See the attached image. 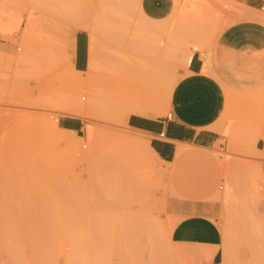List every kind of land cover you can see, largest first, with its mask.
Segmentation results:
<instances>
[{
    "label": "rangeland",
    "instance_id": "1",
    "mask_svg": "<svg viewBox=\"0 0 264 264\" xmlns=\"http://www.w3.org/2000/svg\"><path fill=\"white\" fill-rule=\"evenodd\" d=\"M115 1L112 0V3ZM183 1H187L189 9L191 8L190 5L192 4H189V0H176L172 15L170 16L172 20L169 18V20L167 19L168 21L165 20V24L162 25L164 29L162 30L159 29L160 27L163 28L162 26L159 28L157 27L159 32L158 35L161 32L163 33V36L162 33L161 36H158L160 39V41L158 40V45L161 47L160 55H163V53L166 55L165 48L167 44H169L170 39L173 40L174 38V36L170 38L169 35L173 32L175 34L178 33L179 24H184L181 21L178 8L184 3ZM190 1V3H195L196 1L204 3V6L208 9L207 12L210 11L209 15L211 16L207 15L209 16L207 20L204 18L205 21L202 22L204 23L203 26L201 22H197L196 18L201 12L195 14L192 11V13H194L192 16L190 14L191 10L187 11V14L189 12L191 15H188L189 18H187V22L193 23V25L199 26L200 30L205 29V31L201 39L196 36L197 39L194 36L187 35L186 41L188 42L183 41V46L180 44L181 47L177 48L178 50L175 53L176 56L170 57L174 67V77L177 78V80L186 69V65L193 55L192 50L194 48H202V43L212 38L217 30L229 21V14L235 12L239 4L238 0ZM82 3L86 4H82L86 6V8L81 5L79 0H0V18L1 21L5 22L4 31L0 32V264H19L18 260L20 258L23 260L22 253L27 251L28 247H26L27 244L26 246L25 244H23V246L20 244L18 239L20 236H18V238L16 237L17 234L24 235L23 231L25 230V232H27V230L31 232L30 230L33 231V229L36 231L41 229L40 231H43V233L44 230H51V232L54 233L57 229L56 234L63 239H61L63 242H60L59 245L61 250L55 249V251H57L56 253H59V264H67L70 261L68 259L71 258L68 255L73 248L77 247H75V245H78V243V246L81 245L79 247L81 252L77 251L79 249L76 248V250H73V253L75 252L76 254V251L79 252V258L84 260L82 264H100L96 255L95 257L97 258L95 260L97 261L94 260V262L91 258L92 256H90L95 253L90 251L93 247H90V249L86 247L87 245L89 246V242L91 241L90 238L93 236L90 233L91 231H89L91 230L89 226L92 224L91 221L93 216L98 213L99 215L102 214V216L105 215L104 217L107 219L101 224L107 227L103 228L107 232L106 242L108 244H106L108 250L106 251L108 253H105L106 255L108 254L107 256L109 257H106V262L109 259V263L107 264H139L142 260L147 264L146 262L151 258L153 250L155 251L153 255H155L157 251L158 254L160 253L162 255H158L160 256L159 259L161 262H163V259L168 258V260H172L173 263L169 261V263L172 264H174V262L175 264L177 262V264H198L199 259L196 257L194 250L183 249L173 243L170 238L171 233H169V231L171 232L172 229L169 227L180 218V215H176L173 212V202L186 199L216 202L218 205L216 220L217 223L221 225L222 229L225 227V210L230 209L231 212H237V214L242 213V211L243 213L246 210L248 211L249 209H247V205L244 202L246 194L248 195V185L257 182L256 184L259 187H263L261 190L264 194V173L260 169L263 165L260 161L255 159V153L258 152L256 147L258 132L254 128H241L238 132H234V129L228 128L224 133V137L212 148L198 147L191 144L190 148L193 155L182 160L178 167L171 166L166 161H158L161 165L165 164L168 169H162L164 172L162 170V172H159L162 166H160V169H158V166L156 170L149 165L147 160H144L145 154L148 153L147 149L137 148L123 140L122 142L117 136V134L125 132L138 133L145 136L140 131L126 125V116L124 114L118 116L119 113L117 112H119L121 108L119 107L118 109V106H115L117 104L116 101H118V96L111 97V100L109 99L110 97L108 98L105 96L109 100L107 102L113 103L104 105L109 108L108 112L104 111V113H100L97 111V113L95 110L92 114L83 116L86 118L85 125L80 131H68L61 128L59 119L64 115L61 109L69 105L70 102L72 103L75 101V99H82V95L90 97V94L87 89L88 86L85 83L86 74L83 72H75L71 64V33L59 26L57 27V31H55L54 26L53 30H51L49 25L50 18L49 16L45 17V13L49 14V12H54L56 10L58 12V20L63 19V15L65 14L72 15L73 18L80 17L78 13L75 14V11H78L80 14L82 13V18L80 17V19L84 17L85 20L89 12H94L96 14V11H98V13L100 11L101 18L107 17L110 21L112 18L117 20L118 17L123 16V12L120 11L123 9L120 8L119 10V6L117 7L118 3L114 5V3H109V0H89V2L88 0H82ZM199 3L196 4L199 5ZM79 6L80 8H78ZM115 6L116 9L119 10L118 12L116 9L112 10ZM137 7L133 12H136ZM75 8H77V10ZM204 8H202V11L206 12ZM203 12L202 16L206 15H203ZM108 13H110V15H108ZM40 14H42L43 26H40ZM74 14L78 16L75 17ZM112 15L114 16L112 17ZM194 15L196 17H194ZM134 17L135 16H132V18ZM192 17L193 19L196 18L195 22ZM132 18H130V16L127 17L128 20ZM175 18H179L180 20L177 19V21ZM135 20H138V16ZM198 20H200V17ZM212 20L214 22H212ZM200 21H202V19ZM45 22H47V27H45ZM162 40H164L166 44H164ZM198 41L200 42L198 43ZM184 54L188 56V58L186 57L187 59L183 56ZM179 58L182 59L180 60ZM177 80L175 79V82ZM107 102L106 100L104 101V103ZM109 106L113 108L111 109ZM240 114L241 120L246 119L245 112ZM262 118L260 114L259 119L261 120ZM56 123L58 125H56ZM88 124H92L94 128H96V138H93V140H90L89 136L86 134L85 127H87ZM233 133H237V135L234 136ZM62 136L66 137L65 140H62ZM235 140H238L240 144L238 148L235 146ZM95 141L96 144L94 143ZM97 143L99 144L97 145ZM171 160L176 161L174 158ZM166 171L168 172L166 173ZM70 193L73 195L72 197ZM75 195L77 197H74ZM5 197H7V199ZM38 197L40 199L39 201L37 200ZM81 197L82 199H79ZM94 197L96 200L99 198L102 200L103 198V203L97 200V203L95 202L97 206H93L94 201H96ZM91 198L94 201L91 200ZM25 200L27 202H25ZM66 200H69V202ZM72 200L78 203L77 206L78 210L81 209L80 211L77 210V206ZM20 201L23 204H21ZM29 201H31V203ZM41 201L45 203H41ZM90 201L93 202L91 203ZM99 201V204L103 205H98ZM19 205L23 207L20 208ZM67 205L69 208L66 207ZM5 206H7V210H3ZM70 207L76 210L74 211V209H70ZM32 208L33 210H31V212L29 209ZM66 208H68V211H71L67 212ZM8 209H10L9 212ZM47 209L49 211H54L49 212ZM82 209H84L85 212L84 210L82 212ZM27 210L28 215L26 214ZM185 210H189V208ZM55 211L59 214L55 213ZM252 211L264 217V197L260 206L258 208L252 207ZM5 212L8 214L10 213V217H8V214L6 215ZM72 212H75L74 214L85 213L87 215L88 213L90 216L93 215L91 221L88 219V215L86 217L82 216L85 221L82 220L81 224L83 225L85 222L87 223V221L88 224H90H86V226L80 225L82 228L88 227L86 231L84 228V235L80 233V236L84 239L80 236H76L79 235L78 233L80 231L74 229L77 228L75 220L73 219L71 222L66 218L73 215ZM29 213L31 214L30 220ZM62 213H66L67 215H62ZM50 215L52 217L54 215V218L58 217V219L55 218L58 222L57 224L52 223L53 218L50 217ZM59 215H61V217ZM136 215L140 217L145 215L146 219L143 223L145 225L139 223V229L142 228L143 230L148 228V230H143V232L139 233L140 235H131V233H128V230L134 225L133 221ZM11 217H13V219ZM59 217L61 221L62 218L65 217L63 220H66L65 222L68 223L67 226H70H68V228L67 226L65 227V222L61 224ZM245 217L246 218H244V215H240L238 216L240 220H238L246 224L248 217ZM9 218L11 219L10 221L8 220ZM45 218L50 222H47ZM35 220L36 222H33ZM38 220L39 222H37ZM56 220L54 221L56 222ZM25 221L29 222L28 227L30 229L27 228ZM30 221H32L31 224ZM107 221L108 223H106ZM13 223L17 224L16 227ZM38 223L42 225L45 224V229L42 230V225L38 228ZM8 224H13L14 226H9ZM49 224L55 227L53 228L51 226V228ZM130 224L133 225L131 226ZM20 226L25 229L22 227L20 228ZM48 226L51 229L48 230ZM143 226L146 227L144 228ZM4 227H6L7 232ZM59 227L71 230V232L74 229L73 233L75 232V234L73 235L77 239L81 238L83 241L79 239L80 241L76 243L77 239L75 241L74 238L69 248V245L65 244L69 243L70 240L67 238L64 239L63 236L67 237L70 234L67 235L66 233V235H64V232H62L63 230L61 229V231ZM15 228L23 229L21 231L22 233H19L20 231L18 230V232ZM166 228L167 230L165 232L164 230ZM172 228H174V226ZM236 228L237 227H235V229ZM253 229H255V227L250 228L248 226L237 231L234 230L235 234L238 233V235L236 234L237 238L239 237L242 241L238 249L239 253L240 251L242 253L248 252L247 255L249 256L245 259L243 258V263L241 261L240 263L239 259V264H264V235L258 230L256 231ZM4 231L7 234L9 233V235H4ZM15 231L18 233H15ZM40 231L34 232L39 234ZM34 232H31V235H33ZM88 233H90V238L86 235ZM142 233L144 234L141 235ZM25 234L26 236L27 234L29 235V233ZM6 236H8V238ZM132 239H136L140 246L141 244L143 245L139 254L136 253L133 255L130 249ZM12 240L16 241L12 242ZM84 240L86 242H84ZM27 243H32V240H29ZM84 243L85 248L82 246ZM156 245L160 247L156 248ZM82 247L83 249L87 248V252L84 253V258L87 256V259L82 258V252L84 251L81 249ZM160 248L163 251H160ZM66 252L70 253L67 254ZM16 253L19 254V258ZM75 254H73L74 257ZM89 256L91 258L90 260L88 259ZM79 258L77 259L79 260ZM175 259L176 261H173ZM76 263H78V261ZM79 263L81 264V261H79ZM163 263L168 264V261Z\"/></svg>",
    "mask_w": 264,
    "mask_h": 264
},
{
    "label": "crops",
    "instance_id": "2",
    "mask_svg": "<svg viewBox=\"0 0 264 264\" xmlns=\"http://www.w3.org/2000/svg\"><path fill=\"white\" fill-rule=\"evenodd\" d=\"M238 2L236 11L229 14V21L222 25L212 38L205 40L202 43V48H194L192 50L193 55L176 83L173 79L174 67L171 58L159 54L158 29L156 25L157 21L168 19L171 16L176 0H138L139 7L136 9V13L132 10L123 11L122 17H118L117 20L112 18L111 21L107 17H102V20L100 11L99 13L96 11V14L89 12L86 18L88 22L83 19H74L73 21L72 15L66 14L63 15V19L58 20V12L56 10L49 12V14L45 13V17L49 16L50 18L49 25L51 30H53L54 26L55 31H57L59 26L71 33V64L75 72L87 73L93 61L96 65L99 63L98 66L102 64L100 67L103 64L106 66L102 67V69L97 66L98 76L104 78L103 86L102 84L96 85V82H93V85L92 81L94 79L91 80V83L89 79L85 81L90 95L104 89L106 92L103 90L102 92L106 96L123 97L131 92L135 93L137 88H141L142 90L140 89L138 92H150V94L154 93V95L160 97V104L152 107L150 109L152 111L131 112L125 123L128 127L140 131L146 137L149 136L147 138L151 147L164 160L170 162L171 166L178 167L182 160L193 155L190 148L191 144L198 147L212 148L220 142L228 128L234 129V132H238L241 128H254L258 132L256 141L258 152L255 153V159L260 161L264 168V0H238ZM133 14L134 18H132ZM128 15L132 19L128 20L126 18ZM137 16L142 19L137 20L138 24L135 23ZM76 20L78 22L81 20L80 22L82 23H79L82 25H78ZM99 23H101L100 26ZM143 23L147 24V27ZM40 26H43L42 14H40ZM104 26L109 27L105 30ZM45 27H47V22H45ZM85 28H88V30H85ZM102 28L103 30H101ZM109 28L111 30H108ZM110 31L113 32H111L112 35L114 34L112 38L109 36ZM113 37L115 38L113 39ZM129 37L133 38V40ZM136 38L138 39L136 40ZM145 39L147 40L145 41ZM93 44L100 47L97 49H100L99 52L94 51L97 47H93ZM139 45L140 47H138ZM141 49L142 51H139ZM146 49H149V53ZM99 57L102 63L101 61L99 62ZM132 59L135 63H133ZM155 61L156 63H154ZM143 62L151 64L148 65L150 66L149 69H151V66H158V64L163 67L161 65H159V68L154 67L153 70L151 69V73L147 65L140 64ZM116 64L117 67L115 66ZM124 66L125 68H123ZM140 66H144L143 69L147 68V70L142 71ZM105 68L106 70H103ZM131 70L133 71L131 72ZM139 70L142 71V74ZM158 70L160 73L157 72ZM169 71L173 72L169 73ZM149 73L152 74V78ZM104 74H106V77L111 76H109L108 80H105ZM143 74L146 76L144 77ZM156 74H160L159 76L163 75L157 79L156 76L158 75ZM113 76L122 79H126L128 76L127 79L131 80H128V82L124 79H113ZM147 76L149 78L145 79ZM153 76L156 78L154 82L151 80L154 78ZM100 77L96 75V78L99 79ZM135 77L136 79H133ZM167 77L170 81L169 83L165 80ZM135 80L138 83L140 82L141 85L139 87ZM109 81L111 82L109 83ZM147 81H150V84ZM151 81L154 86L151 85ZM159 81L160 83H158ZM130 82H134V85H130ZM141 82L143 86L146 85L144 88H142ZM164 82L168 84L165 83V86H163ZM169 84H171L170 87H173L168 94L166 88L169 87ZM130 86H132V89ZM133 89L134 92L132 91ZM113 91L115 92L113 93ZM125 92H127V95ZM159 93H163L164 97L165 95L166 97L162 98L163 94L158 95ZM243 112H245L246 119L241 120L240 113ZM260 114L263 117L261 120L259 119ZM85 119L81 115H63L59 119V125L64 130L78 132L84 127ZM233 135L235 136L237 133H233ZM180 144L188 146V149L182 154L179 153ZM239 145L238 140H235V146L238 148ZM173 158L176 161L171 160ZM186 208H189V210H185ZM172 209L176 215H180L171 231L172 242L183 249L194 250L198 259L205 253H210L209 259L205 260L204 264H220L223 256L221 246L224 232L216 220L218 215L217 203L214 201L186 199L173 202Z\"/></svg>",
    "mask_w": 264,
    "mask_h": 264
},
{
    "label": "bare ground",
    "instance_id": "3",
    "mask_svg": "<svg viewBox=\"0 0 264 264\" xmlns=\"http://www.w3.org/2000/svg\"><path fill=\"white\" fill-rule=\"evenodd\" d=\"M80 2H81V5L83 4L82 3V0H79ZM84 1H86V0H84ZM113 1H115V0H113ZM117 1V2H116ZM115 2H113L114 3V5H117V3H118V5H117V7L119 8V10H120V8L121 9H123L124 10V12L125 11H130V10H134L139 4H138V0H116ZM192 1H194V0H192ZM196 1V0H195ZM88 2H89V0H88ZM92 2V1H91ZM112 3V0L110 1L109 0V3ZM146 2V1H145ZM184 3L183 4H181L178 8H179V14H180V18H181V21L184 23V24H182V25H180L179 23H180V21H179V26L180 27H178V33H172V32H170V33H172L171 35H169L170 36V38L171 37H173L174 36V38H173V40H171L170 39V42H169V44H167V47L165 48V54H166V56H168L169 58L170 57H174V55H175V53H176V51L178 50L177 48H180L181 47V45H182V43H183V41H186L187 40V38L186 37H188L187 35H189V36H196L197 38H199V39H201V38H203V36H202V34H204L203 32L205 31V29H201L200 30V28H199V26H196V25H193V23L191 24V23H188L187 22V18H189V16H191L192 14H198L199 12H201V13H199V15H197L198 17H196L195 15H194V17H196L197 18V22L199 21V22H203V21H205V19L207 20L208 19V17L209 16H211V15H209V12L210 11H208L207 12V8H206V6H204L205 4L204 3H201L200 1V3L198 2V1H196L195 3H190L191 1L189 0V4H192V5H190L191 6V8L189 9V5H188V2L187 1H183ZM85 3H87V2H85ZM112 3V4H113ZM141 3V2H140ZM157 3V2H156ZM196 3H199V5L198 4H196ZM202 4H203V7H202ZM207 4V3H206ZM75 5V4H74ZM83 5H86V4H83ZM82 5V6H83ZM113 5V6H114ZM77 6V5H76ZM204 8V10L206 11V12H203L202 11V8ZM209 6V5H208ZM84 8H86V6H83ZM112 7V6H111ZM139 7V6H138ZM78 8H80V6L78 7ZM76 10H77V8H75ZM74 9V10H75ZM112 9V8H111ZM114 9H116V6H115V8H113L112 10H114ZM139 9V8H138ZM150 9V8H149ZM74 10H72V11H74ZM80 10V9H79ZM89 10V9H88ZM112 10H111V13H112ZM117 10V12L119 11L118 9H116ZM123 10H120L121 12H123ZM188 10H191V15L189 14V12H188V14H187V11ZM87 11V10H86ZM192 11L194 12V13H192ZM81 12V11H80ZM202 12H203V15L204 14H206V15H204V16H202ZM74 13V12H73ZM76 13H78L79 14V16L81 17V14L78 12V11H75V14ZM114 13V12H113ZM128 13V12H127ZM130 13V12H129ZM136 13V12H135ZM212 13H213V10H212ZM211 13V14H212ZM74 14V15H75ZM126 14V13H125ZM124 14V15H125ZM179 14H178V16H179ZM187 14V15H186ZM108 15H110V13H108ZM117 15V14H116ZM119 15V14H118ZM132 15V14H131ZM172 15V14H171ZM189 15V16H188ZM207 15H209V16H207ZM213 15V14H212ZM78 15H75V17H77ZM114 15H112V17H113ZM129 16V15H128ZM133 16H134V14H133ZM144 16V15H143ZM177 16V17H178ZM188 16V17H187ZM193 16V15H192ZM201 16H202V18H201ZM216 16V15H215ZM218 16V15H217ZM80 17H77V18H73V21H74V19H80ZM87 17V16H86ZM111 17V16H110ZM126 17V16H125ZM200 17V20L202 19V21H200V20H198V18ZM207 17V18H206ZM82 18V17H81ZM127 18V17H126ZM131 18V17H130ZM146 18V17H145ZM196 18H194L193 19V17H192V19H193V21L195 22V20H196ZM205 18V19H204ZM138 19H141V18H138ZM169 19H170V17H169ZM168 19V20H169ZM176 19V18H175ZM177 19H179V18H177ZM176 19V20H177ZM76 20V22H78ZM83 20H85L84 19V17H83ZM88 20V19H87ZM87 20H85L86 22H88ZM102 20H103V18H102ZM114 20V19H113ZM142 20V19H141ZM155 20V19H154ZM166 21H168L167 20V18L165 19ZM165 20H159V21H157L156 23V25H157V27L159 28L160 26H162L163 24H165ZM170 20H172V19H170ZM180 20V19H179ZM213 20H214V18H213ZM212 20V22H214ZM81 20H79V22H80ZM108 21V20H107ZM110 21V20H109ZM116 21V20H115ZM120 21V20H119ZM123 21V20H122ZM124 21H126V20H124ZM145 21V20H144ZM178 21V20H177ZM188 21H189V19H188ZM192 21V22H193ZM78 22V25L80 24V23H82V22H80L79 23ZM104 22H106L105 20H104ZM103 22V23H104ZM130 23H131V21H129ZM135 22H137L136 20H135ZM143 22V21H142ZM148 23H149V21H147ZM152 22V21H151ZM150 22V23H151ZM164 22V23H163ZM186 22V23H185ZM190 22V21H189ZM212 22H210V23H212ZM102 23V22H101ZM101 23H99V26L101 25ZM112 23H114V22H112ZM116 23H117V21H116ZM121 23V22H120ZM125 23V22H124ZM140 23V22H139ZM154 23V22H153ZM170 23V22H169ZM171 23H173V22H171ZM75 24V23H74ZM77 24V23H76ZM126 24V23H125ZM128 24V23H127ZM138 24V23H137ZM144 25H146V27H147V24H145V23H143ZM142 24V25H143ZM189 24H191V25H189ZM196 24V23H195ZM199 24V23H198ZM82 24H80V26H81ZM88 25V24H87ZM94 25V24H93ZM120 25H122V24H120ZM131 25V24H130ZM202 25L204 26V23H202ZM77 26V25H76ZM89 26H90V22H89ZM103 26V25H102ZM123 26V25H122ZM152 26V25H151ZM153 26H154V24H153ZM210 26V25H209ZM4 27H5V22H3V21H1V18H0V32H2V31H4L3 29H4ZM87 27V26H86ZM95 27H96V25H95ZM95 27H93V28H95ZM109 27V26H108ZM108 27H106V26H104V28H105V30H107V28ZM134 27V26H133ZM163 27V26H162ZM84 28V27H83ZM89 28V27H88ZM88 28H85V30H88ZM141 28V27H140ZM150 28V27H149ZM204 28V27H203ZM89 29H92L91 27L89 28ZM97 28H95V30H96ZM135 29V28H134ZM159 29H164V27L163 28H159ZM177 29V28H176ZM175 29V30H176ZM98 30V29H97ZM101 30H103V28L101 29ZM108 30H111L110 28L108 29ZM126 30V29H125ZM139 30V29H138ZM148 30V29H147ZM115 31V30H114ZM118 32H119V30H117ZM127 31V30H126ZM140 31H141V29H140ZM166 31V30H165ZM111 32L112 31H110V33H109V36L112 38V36H114V34L112 35L111 34ZM121 32V31H120ZM113 33V32H112ZM115 33V32H114ZM134 33H135V31H134ZM137 33V32H136ZM159 33V32H158ZM162 33V32H161ZM161 33L159 34L160 36H161ZM209 33V32H208ZM111 34V35H110ZM118 34V33H117ZM123 34V33H122ZM125 34H126V32H125ZM132 34H133V32H132ZM148 34V33H147ZM165 34V33H164ZM175 34V35H174ZM119 35V34H118ZM137 35H138V33H137ZM158 35V36H159ZM208 35V34H207ZM129 36V35H128ZM133 36H135V35H133ZM140 36V35H139ZM162 36H163V33H162ZM165 36V35H164ZM168 36V37H169ZM94 37V36H93ZM116 37V36H115ZM115 37H113V39L115 38ZM121 37V36H120ZM137 37V36H136ZM141 37V36H140ZM145 37V36H144ZM143 37V38H144ZM148 37V36H147ZM154 37V36H153ZM195 37V38H196ZM122 38V37H121ZM130 39H131V37H129ZM139 38V37H138ZM138 38H136V40L138 39ZM151 38H152V36H151ZM196 38V39H197ZM94 39H95V37H94ZM94 39H93V41H94ZM124 39H125V36H124ZM163 39H164V37H163ZM181 39H182V41H181ZM185 39V40H184ZM193 39V38H192ZM121 40V39H120ZM129 40V39H128ZM131 40H133V38L131 39ZM143 40V39H142ZM147 39H145V41H146ZM158 40L160 41V39L158 38ZM169 40V39H168ZM203 40V39H202ZM96 41V40H95ZM151 41V40H150ZM163 42H164V40H162ZM161 41V42H162ZM167 41V40H166ZM196 41V40H195ZM129 42V41H128ZM143 42V41H142ZM151 42H153V41H151ZM150 42V43H151ZM186 42H188V41H186ZM200 41H198V43H199ZM202 42V41H201ZM128 44V43H127ZM129 44H131V43H129ZM164 44H166L165 42H164ZM181 44V45H180ZM186 44V43H185ZM94 46L93 47H97L96 49H94V51L96 50V51H100V49L99 50H97L98 48H100V47H98V46H96V44H93ZM152 45V44H151ZM154 46H156L155 44H153ZM152 45V46H153ZM179 45V46H178ZM127 46V45H126ZM142 46V45H141ZM145 46V45H144ZM148 46H149V44H148ZM183 46V45H182ZM92 47V46H91ZM138 47H140V45L138 46ZM145 48V47H144ZM147 48V47H146ZM149 48H150V46H149ZM160 46H159V51H160ZM102 49V48H101ZM152 49V48H151ZM155 49V48H154ZM103 50V49H102ZM147 50V52H148V50L149 49H146ZM156 50V49H155ZM181 50H183V49H181ZM90 51H91V49H90ZM94 51H93V53H94ZM139 51H142V49L141 50H139ZM103 52V51H102ZM122 52V51H121ZM125 53V52H124ZM136 53V52H135ZM149 53V52H148ZM22 54V53H21ZM90 54H92L91 52H90ZM96 54V53H95ZM102 54V53H101ZM137 54V53H136ZM160 54V53H159ZM104 55V54H103ZM129 55H130V53H129ZM140 55V54H139ZM144 55V54H143ZM153 55V54H152ZM156 55V54H155ZM154 55V56H155ZM163 55H164V53H163ZM96 56H98V55H96ZM95 56V57H96ZM128 56V55H127ZM131 56V55H130ZM145 56V55H144ZM176 56V55H175ZM184 57H185V59H187L188 58V56L186 55V54H184L183 55ZM19 57V56H18ZM122 57H124V56H122ZM187 57V58H186ZM22 58V57H21ZM94 58V57H93ZM100 58V57H99ZM114 58V57H113ZM119 58V57H118ZM120 58H121V55H120ZM124 58H126V57H124ZM123 58V59H124ZM131 58V57H130ZM133 58V57H132ZM150 58V57H149ZM90 59V58H89ZM126 59H128V58H126ZM125 59V60H126ZM136 59V58H135ZM180 59V58H179ZM182 59V58H181ZM180 59V60H181ZM91 60V59H90ZM97 60V59H96ZM122 60V59H121ZM131 60V59H130ZM20 61V60H19ZM18 61V62H19ZM101 61V63H102V60H101V58H100V60H99V62ZM132 61H133V59H132ZM94 62V61H93ZM92 62V65H91V68H88V72L87 71H85V72H87V73H85L86 74V77H85V79H86V81H87V79H89L90 80V83H91V80L92 79H94V81H92V83L93 82H96L95 84L96 85H101V83H103L104 82V78H101L100 76H98V74H97V72H98V67H100V66H98V64L96 65L95 63H93ZM124 62V61H123ZM162 62V61H161ZM170 62V61H169ZM21 63V62H20ZM19 63V64H20ZM119 63V62H118ZM122 63V62H121ZM120 63V64H121ZM125 63V62H124ZM128 63H130V62H128ZM133 63H135L134 61H133ZM137 63H138V61H137ZM136 63V64H137ZM150 63L152 64V62H151V60H150ZM154 63H156V61L154 62ZM141 65L142 64H144V65H151V64H146V62H143V63H140ZM159 65H161V64H158V66L156 65V67L157 68H159ZM98 66V67H97ZM116 67H117V64L115 65ZM128 66V65H127ZM137 66H138V64H137ZM146 66V67H147ZM153 66H154V64H153ZM162 66V65H161ZM89 67V66H88ZM103 68L104 67H106L104 64H103V66H102ZM102 67H100L101 69H102ZM141 67V66H140ZM140 67H138V68H140ZM155 67V66H154ZM154 67H152L151 66V69L153 70L154 69ZM155 67V68H156ZM163 67V66H162ZM169 67V66H168ZM123 68H125V66L123 67ZM126 68H128V67H126ZM142 68V71H144V70H147V68L146 69H143L144 68V66H142L141 67ZM150 68V66H148V69ZM164 68H165V66H164ZM170 68V67H169ZM119 69V68H118ZM151 69H149L150 70V72L152 73V70ZM162 69V68H161ZM160 69V70H161ZM171 69V68H170ZM103 70H106V68L105 69H103ZM130 70V69H129ZM157 70V69H156ZM155 70V71H156ZM169 70V69H168ZM108 71V70H107ZM107 71H105V72H107ZM119 71H120V69H119ZM122 71V70H121ZM133 70H131V72H132ZM135 71V70H134ZM140 71V70H139ZM142 71H140V73L142 74ZM122 72H124V71H122ZM158 73H160L159 72V70L157 71ZM156 72V73H157ZM164 72V71H163ZM173 72V71H172ZM172 72H170L169 71V73H172ZM137 73H139L138 71H137ZM146 73V72H145ZM154 73V72H153ZM100 74V73H99ZM110 74V73H109ZM126 74V73H125ZM147 74V73H146ZM150 74V73H149ZM155 74V73H154ZM153 74V75H154ZM168 74V73H167ZM96 75H97V77H100L99 79L98 78H96ZM105 76V80H108L110 77L109 76H111V75H109V76H107L106 77V74H104ZM108 75V74H107ZM112 75H114V74H112ZM151 75L152 74H150L149 76L151 77ZM156 75H158V74H156ZM160 75V74H159ZM156 76L157 77V79H159L158 77H162V75L161 76ZM170 75V74H169ZM137 76V75H136ZM138 76H139V74H138ZM143 76L145 77L146 75H144L143 74ZM149 76H147L145 79H147V78H149ZM165 76V75H164ZM163 76V78H165ZM172 76H173V74H172ZM172 76H171V78H172ZM128 77V76H127ZM127 77H126V79H124V80H131V79H127ZM130 77V76H129ZM140 77V76H139ZM142 77V76H141ZM154 78L153 79H151L153 82H154V79L156 80V78H155V76H153ZM119 78V77H118ZM118 78H115V76H113V79H118ZM138 78V77H137ZM152 78V77H151ZM103 79V80H102ZM119 79H122V78H119ZM122 79V80H123ZM133 79H136V77L135 78H133ZM140 79V78H139ZM138 79V80H139ZM144 79V78H143ZM145 79H144V81H145ZM174 79V81H175V79L177 80V78H173ZM96 80V81H95ZM112 80V79H111ZM165 80H167L168 81V83L170 82L169 80H168V77L165 79ZM116 81V80H115ZM128 81V82H129ZM136 81V80H135ZM134 81V82H135ZM140 81V80H139ZM141 81H142V79H141ZM152 81H151V85H153L154 86V84H152ZM158 81V80H157ZM157 81H156V83H157ZM166 81V82H167ZM172 81V80H171ZM111 81H109V83H110ZM112 82H114V81H112ZM134 82H130V85H134L133 83ZM137 82V81H136ZM143 82V81H142ZM141 82V83H142ZM150 82V81H149ZM148 81H147V83L148 84H150ZM166 82H164V84H163V86H165V83ZM177 82V81H176ZM175 82V83H176ZM99 83V84H98ZM124 83H126V82H124ZM132 83V84H131ZM138 83V82H137ZM146 82H145V84H147ZM155 83V84H156ZM158 83H160V81L158 82ZM162 83V82H161ZM168 83H166V84H168ZM88 84H89V82H88ZM104 84V83H103ZM103 84H102V86H103ZM113 84V83H112ZM116 84V83H115ZM127 84V83H126ZM136 84V83H135ZM93 85H94V83H93ZM106 85V84H105ZM108 85H110V84H108ZM116 85H118V84H116ZM122 85V84H121ZM137 85V84H136ZM139 85H141L140 84V82L138 83V87H139ZM161 86H162V84H160ZM170 85L171 84H169L168 86H166V87H168L169 88V90H167L168 88H166V91H168V94H169V92H170V90H171V88L173 87V86H171L170 87ZM173 85V84H172ZM91 86V85H90ZM142 86H143V83H142ZM144 86H146V85H144ZM144 86L142 87V88H144ZM150 86V85H149ZM162 86V87H163ZM94 87H96V86H94ZM111 87V86H110ZM132 86H130V88H131ZM133 87H135V86H133ZM157 87H158V84H157ZM157 87H155L156 89H157ZM103 88V87H102ZM109 88V87H108ZM115 88V87H114ZM96 89V88H95ZM113 89V88H112ZM111 89V90H112ZM117 90H118V88H116ZM126 89V88H125ZM132 89V88H131ZM141 88H137V91L135 92V93H129V95H127L126 93L127 92H125V94L127 95V96H123V97H119L118 96V101H116L117 102V104L115 105L116 107L118 106V109H119V107H121L120 108V111L119 112H117L118 111V109H117V113H119V115L118 116H120L121 114L123 115H125L126 116V118L128 117V115L129 114H131V112L133 113V112H146V111H148V110H150L152 107H154V106H157V104H160L159 103V101H160V97L159 96H157V95H154V93L152 94H150V92L149 93H147V92H138L139 90H140ZM102 90L103 91H105L104 89H101L100 91H98V92H96V93H94V94H92L91 93V95H90V97H86L85 95H82L81 96V98L82 99H78V100H76L75 99V101H73L72 103L70 102V104L69 105H67L66 107H64V108H62L61 109V112L64 114V115H81V116H86V115H89V114H92L93 113V111H95L96 110V112L98 111V112H102V113H104V111L105 112H108V109L109 108H107V107H105L104 105H109L110 103L111 104H113L112 102H107V101H109L106 97H110V96H106V95H104V93L102 92ZM115 90V89H114ZM123 90V89H122ZM127 90V89H126ZM142 90V89H141ZM162 90V89H161ZM107 91H109V89H107ZM119 91V90H118ZM133 92H134V89L132 90ZM158 91V90H157ZM156 91V92H157ZM163 91V90H162ZM106 92V91H105ZM115 91H113V93H114ZM122 92V91H121ZM129 92V91H128ZM156 92H155V94H156ZM159 92V91H158ZM164 92H165V89H164ZM120 93V92H119ZM166 94H167V92H165ZM116 94V93H115ZM124 94V93H123ZM163 93H159L158 95H162ZM168 94H167V96H168ZM106 96V97H105ZM115 96V95H114ZM112 97V96H111ZM111 97L109 98L110 100H111ZM165 97H166V95H165ZM164 97V94H163V97L162 98H165ZM89 98V99H88ZM115 99V98H114ZM113 99V100H114ZM83 100H85V101H83ZM106 100V102L107 103H104V101ZM115 102V101H114ZM115 102V103H116ZM109 103V104H108ZM114 103V104H115ZM119 104V105H118ZM113 106V105H112ZM161 106V105H160ZM159 106V108H161ZM105 107V108H104ZM110 107V106H109ZM111 108V107H110ZM113 108V107H112ZM111 108V109H112ZM115 108V107H114ZM157 110H158V108H157ZM160 110V109H159ZM150 111H152V110H150ZM97 112V113H98ZM162 113V112H161ZM116 114V113H115ZM158 114H159V112H158ZM117 116V115H116ZM114 117V116H113ZM115 118V117H114ZM57 121H58V119H57ZM56 125H58L57 123H56ZM86 128V134H87V136H89V138H90V140L92 139L93 140V138H96L95 136H96V128H94V126L92 125V124H88L87 125V127H85ZM147 135V134H146ZM150 135V134H149ZM117 136L120 138V141H124V142H126V143H128V144H130V145H133V146H136L137 148H140V149H147L148 150V153L147 154H145V158H144V160H147V162L149 163V165L150 166H152L153 168H157L158 166V169H160V166H162L161 167V169H160V171L159 172H164V170H166L167 169V166L165 165V164H163V165H161L160 163H158V161H160V160H162V161H166V160H164L152 147H151V145H150V143H149V140H148V138L147 137H149V136H143V135H140V134H138V133H128V132H125V133H119V134H117ZM62 138V140H65V136H62L61 137ZM117 138V137H116ZM118 139V138H117ZM119 140V139H118ZM122 141V142H123ZM95 144H96V141L94 142ZM99 143H97V145H98ZM188 149V146L187 145H185V144H180V148H179V153L180 154H182V153H184L186 150ZM258 149V148H257ZM147 152V151H146ZM259 152H262V151H259ZM264 153V152H263ZM262 155V154H261ZM146 162V163H147ZM169 165H171L170 164V162H168V161H166ZM158 164H160V165H158ZM167 164V165H168ZM152 169V168H151ZM162 169H164V170H162ZM260 169L262 170V172L264 173V168H263V166H261L260 167ZM157 170V169H156ZM162 170V171H161ZM168 170V169H167ZM170 171V170H169ZM168 171H166V173H167ZM257 183V182H256ZM253 184L252 183V185H248L249 187H247L248 188V195L246 194V196H245V204L247 205V209H249L248 211L246 210V211H244V213H243V211H242V213H238L237 214V212H231L230 211V209H228V210H225L226 211V213H225V216H226V220H225V227H223L224 229H223V232H224V237H222L223 238V243H222V249H223V257H222V260H221V262H220V264H237V262H238V260H239V262L241 261L242 263H243V258L245 259L246 257H249L248 255H247V253H245V255H244V253H242L241 251H240V253H239V246H240V244L242 243V241L239 239V237L237 238V235H238V233H236L235 234V232H234V230H239V229H242V228H245V227H250V228H252V227H255V229H253V230H258L259 232H261V233H263V235H264V217L262 216V215H259V214H257L256 212H253L252 211V207H255V208H258L259 206H260V203L262 202V200H263V197H264V194H263V192H262V188L263 187H259L257 184ZM73 187V186H72ZM74 188V187H73ZM69 189V188H68ZM72 189V188H71ZM80 189V188H79ZM83 189V188H82ZM67 191V190H66ZM68 191H70V190H68ZM72 191V190H71ZM63 193V192H62ZM66 193V192H65ZM72 193H73V191H72ZM9 194V193H8ZM15 194V193H14ZM68 194V193H67ZM71 194V193H70ZM75 194V193H74ZM64 195V194H63ZM77 195V194H76ZM74 196V197H77V196ZM65 196V195H64ZM73 195L71 194V197H72ZM14 197V196H13ZM6 199H7V197H5ZM8 198H10V197H8ZM41 198V197H40ZM95 198V197H94ZM96 198H97V196H96ZM96 198H95V200H96ZM16 199V198H15ZM19 199H20V197H19ZM22 199H23V197H22ZM79 199H82V197L81 198H79ZM9 200V199H8ZM11 200H12V198H11ZM29 200V199H28ZM37 200L39 201L40 199H39V197L37 198ZM91 200H93L92 198H91ZM97 200H100V201H102L103 200V198H102V200H101V198H99V199H97ZM97 200L96 201H94V203H93V206L94 205H96L95 204V202L97 203ZM22 201V200H21ZM20 201V202H21ZM34 201V200H33ZM32 201V202H33ZM57 201H59V200H57ZM67 201V200H66ZM73 202H74V200H72ZM92 201V202H93ZM100 201L98 202V205H103V204H99L100 203ZM104 201V200H103ZM103 201H102V203H103ZM25 202H27L26 200H25ZM24 202V203H25ZM30 203H31V201H29ZM44 202V201H43ZM42 201H41V203H43ZM67 202H69V200L67 201ZM81 202V201H80ZM79 202V205L81 204ZM91 202V201H90ZM91 202V203H92ZM7 203H8V201H7ZM10 203V202H9ZM15 203L17 204V202H16V200H15ZM14 203V204H15ZM38 203V202H37ZM40 203V202H39ZM40 203V204H41ZM45 203V202H44ZM47 203H48V201H47ZM58 203V202H57ZM66 203V202H65ZM70 203H71V201H70ZM70 203H69V205H70ZM75 203V202H74ZM4 204V203H3ZM11 204H12V202H11ZM21 204H23L22 202H21ZM53 204V203H52ZM68 204V203H67ZM73 204V203H72ZM76 204V206H77V202L75 203ZM29 205H31V204H29ZM43 205V204H42ZM45 205V204H44ZM18 206V205H17ZM20 206V205H19ZM36 206V205H35ZM53 206V205H52ZM51 206V207H52ZM55 206H56V204H55ZM61 206V205H60ZM72 206V205H71ZM75 206V205H74ZM73 206V207H74ZM81 206V205H80ZM97 206V205H96ZM2 207V206H1ZM6 207L7 206H5V207H3L4 209L3 210H5L6 209ZM12 207V206H11ZM23 207V206H22ZM21 206H20V208H22ZM25 207V206H24ZM27 207H28V205H27ZM26 207V208H27ZM33 207V206H32ZM49 207V206H48ZM58 207V206H57ZM66 207H68L69 208V206L67 205ZM14 208V207H13ZM12 208V209H13ZM19 208V207H18ZM17 208V209H18ZM61 208V207H60ZM62 208H63V206H62ZM68 208H66L67 209V212H69V211H71V210H69L68 211ZM77 208V210H78V206L76 207ZM79 208H81V207H79ZM82 208H84V207H82ZM36 209V208H35ZM40 209H41V207H40ZM59 209V208H58ZM64 209V208H63ZM70 209H74V208H71L70 207ZM7 210V209H6ZM9 210L10 209H8V212H9ZM16 210V209H15ZM20 210V209H19ZM22 210V209H21ZM30 211L31 210H33V208L32 209H29ZM48 210V209H47ZM46 210V211H47ZM60 210V209H59ZM76 209H74V211H75ZM81 210V209H80ZM80 210H78V211H80ZM83 210L84 209H82V212H83ZM25 211V210H24ZM42 211H44V210H42ZM49 211V210H48ZM52 211H54V210H52ZM52 211H49V212H52ZM57 211V210H56ZM55 211V213H58V212H56ZM88 211V210H87ZM91 211V210H90ZM95 211V210H94ZM228 211V212H227ZM17 212H18V210H17ZM22 212V211H21ZM27 212H28V210L26 211V214H27ZM32 212V211H31ZM30 212V213H31ZM77 212V211H76ZM84 212H85V210H84ZM99 212H101V211H99ZM4 213V212H3ZM6 213V212H5ZM22 213H24V212H22ZM29 213V214H30ZM54 213V212H53ZM53 213H50V214H53ZM61 213V212H60ZM75 213V212H74ZM73 212H72V214L74 215H71V216H69V217H66V218H68L67 220L68 221H71L72 222V220L74 219L75 220V223H76V227L77 228H74V229H78L80 232L78 233L79 235H76L77 237L78 236H80V233H82L83 235L85 234V233H83V231H84V228H82L80 225H82L81 223H82V220H84L85 221V219H83V217H86L87 215H88V213H87V215L85 214H82V213H76V214H74ZM102 213V212H101ZM100 213V214H101ZM104 213V212H103ZM8 213H6V215H7ZM10 214V213H9ZM7 215L8 217H10V215ZM59 214V213H58ZM65 214V216L67 215L66 213H62V215H64ZM70 214V213H69ZM244 215V218H246L245 216H247L248 217V221H247V223L246 224H243V223H241V221H239L240 219L238 218V216H240V215ZM15 215V214H14ZM28 215V214H27ZM54 215H56V214H54ZM54 215H53V217L50 215V217H52L53 218V221H52V223L54 224H57L58 222H57V220L55 219V218H57L58 219V217H55L54 218ZM76 215V216H75ZM18 216V215H17ZM36 216V215H35ZM42 216V215H41ZM60 217H61V215H59ZM83 216V217H82ZM92 216L93 215H91L90 216V214L88 215V219H90V221H91V219H92ZM105 216V215H104ZM104 216H102V214L101 215H99V213L98 214H96V215H94L93 216V219H92V224L90 225V224H88V221H87V223L85 222V224H83L82 226H86V224L87 225H90L89 226V228H91V230H89V231H91L90 233H91V235H93V236H91V238H90V233H88V234H86V235H88L89 236V238L91 239V241L89 242L90 244H89V246L87 245L86 247L88 248L89 247V249H90V247H93V249H91L90 251H92V253L93 252H95L94 254H92V255H90V256H92L91 258L93 259V262H94V260L98 257V259L97 260H99V263L100 264H102V263H104L105 264V262H106V257L107 258H109L105 253H108L106 250H108V247H107V242H106V237H107V232L105 231V229H103V228H107V227H104V224H103V226L101 225L102 223H104L105 221L104 220H107V219H105L106 217H104ZM7 217V218H8ZM21 217V216H20ZM46 217V216H45ZM49 217V216H48ZM50 217H49V219H50ZM60 217H59V220H60ZM104 217V218H103ZM132 217V216H131ZM134 217V216H133ZM4 218H6V217H4ZM12 219H13V217H11ZM19 218V217H18ZM17 218V219H18ZM42 218H43V216H42ZM65 218V217H64ZM64 218H62V221H61V224H64V222L66 221H64L63 219ZM86 218V219H87ZM31 219V214H30V217H29V220ZM34 219H35V217H34ZM145 215L143 216L142 215V217H140L139 215H136V218H134V221H133V224H130L131 226H132V228L131 229H129L128 231V233L130 234L131 233V235H136V234H138V235H140L139 233L140 232H143V230H145V229H147L148 230V228H145L144 226V228L145 229H143L142 230V228L141 229H139L140 228V226H139V223H141V224H143L144 223V221H145ZM167 219H168V217H167ZM239 219V220H238ZM6 220V219H5ZM9 221L11 220L10 218L8 219ZM22 220V219H21ZM26 220V219H25ZM28 220V219H27ZM43 220V219H42ZM45 220L47 221L48 219H46L45 218ZM54 220H56V222L54 221ZM58 220V221H59ZM128 220V219H127ZM243 220V219H242ZM246 220V219H245ZM18 221V220H17ZM16 221V222H17ZM24 221V220H23ZM23 221H20V222H23ZM104 221V222H103ZM157 221V220H156ZM161 221V220H160ZM3 222V221H2ZM12 222V221H11ZM10 222V223H11ZM13 222H15V221H13ZM31 222L32 221H30V224H31ZM33 222H36V220L35 221H33ZM37 222H39V220L37 221ZM47 222H50V221H47ZM71 222H69V223H71ZM91 222H89V223H91ZM127 222V221H126ZM159 222V221H158ZM168 222V221H167ZM176 222L177 221H175V223L173 222L172 223V225L173 224H176ZM25 223H26V225H27V228H29L28 226H29V222L27 221H25ZM24 223V224H25ZM43 223H44V221H43ZM66 223V222H65ZM74 223V222H73ZM72 223V224H73ZM84 223V222H83ZM106 223H108V221L106 222ZM129 223V222H128ZM4 224V223H3ZM2 224V225H3ZM13 224H15V227H16V223H13ZM13 224H11V225H9V226H12ZM22 224V223H21ZM20 224V225H21ZM23 224V225H24ZM33 224H35V223H33ZM33 224H32V226H33ZM39 224V223H38ZM45 224H46V222H45ZM45 224L44 225H42V224H39L38 225V228H39V226L40 225H42L41 227H42V230L43 229H45ZM60 224V223H59ZM67 224L68 223H66V225H65V227L67 226ZM164 224H165V222H164ZM19 225V224H18ZM100 225H101V227H100ZM105 225H107V224H105ZM143 225H145V224H143ZM172 225H170L171 227H169L170 229H173L172 227L174 226H172ZM241 225V226H240ZM14 226V225H13ZM25 226V225H24ZM32 226H31V228H32ZM36 226H37V224H36ZM35 226V227H36ZM49 226H50V224H49ZM48 226V227H49ZM52 227H53V225H51ZM50 226V227H51ZM68 226H70V225H68ZM68 226H67V228H68ZM73 226V225H72ZM71 226V227H72ZM164 226V225H163ZM166 226V225H165ZM3 227V226H2ZM19 227V226H18ZM22 226H20V228H21ZM26 227V226H25ZM34 227V226H33ZM46 227H47V225H46ZM47 228L48 230L49 229H51V228ZM55 227V226H54ZM53 227V228H54ZM63 227H64V225H63ZM70 227V228H71ZM74 227V226H73ZM235 227H237L236 229H235ZM240 227V228H239ZM5 228V230H6V232H7V229H6V227H4ZM8 228V227H7ZM10 228V227H9ZM23 228V227H22ZM60 228V227H59ZM80 228H82V229H80ZM88 228V227H87ZM87 228H85V231H86V229ZM165 228V227H164ZM163 228V229H164ZM239 228V229H238ZM23 229H25V228H23ZM23 229H19V228H15V230H19L18 232L19 233H22L21 231L23 230ZM30 229V228H29ZM36 229H37V227H36ZM63 231H62V230ZM74 229L72 230V232H71V230H68V229H63L62 227L60 228V230L62 231V232H64V235H66V233H67V235H69V236H67V237H65V236H63L64 237V239H68V240H70L69 241V243H67V244H65V245H69V248L71 247V242H73L74 241V238H75V241H76V237L73 235V234H75V232L73 233V231H74ZM247 229V228H246ZM4 230V229H3ZM9 230V229H8ZM11 230V229H10ZM14 230V229H13ZM38 230V229H37ZM41 230V229H40ZM40 230H38V231H36V230H34L33 229V231L32 230H30L31 232H39ZM53 230H55V229H53ZM146 230V231H147ZM166 230H167V228L164 230L165 232H166ZM26 231V230H25ZM25 231H23V233H24V235L22 234V235H18L17 234V237L16 238H18V236H20L18 239H19V242H20V244H22V246H23V244H25V246H26V244H27V246L26 247H28V250L27 249H25V250H27V251H24L22 254V258H23V260L20 258L19 260H18V258H19V254H17L18 255V258H17V260L19 261V264H59V260H58V254L56 253L57 251H55V249H60L61 250V247L59 246L60 245V242H63V241H61V239H62V237H60L59 235H57L56 234V231H57V229L55 230V232L54 233H52L51 232V230H49V231H47V230H44V233H43V231H40V233L39 234H37V233H33V235H31L32 233L31 232H29L28 230H27V232H25ZM46 231V232H45ZM82 231V232H81ZM125 231V230H124ZM146 231H145V233H146ZM5 232V231H4ZM3 233L4 235L5 234H7V233ZM14 232V231H13ZM18 232H16L15 231V233H18ZM126 232H127V229H126ZM150 232V231H149ZM148 232V234L150 235V233ZM11 233V232H10ZM25 233H29V235L27 234V236H26V234ZM168 233V232H167ZM169 233H171L170 231H169ZM12 234V233H11ZM34 234H37V235H34ZM60 234V233H59ZM144 233H142L141 235H143ZM152 234V233H151ZM156 234H157V232H156ZM7 235H9V233L7 234ZM162 235V234H161ZM163 235H166V234H163ZM60 238H59V237ZM74 236V237H73ZM147 236V235H146ZM7 238H8V236H6ZM10 237V236H9ZM80 237H82V236H80ZM87 237V236H86ZM170 237V236H169ZM245 237H247V236H245ZM249 237V236H248ZM264 237V236H263ZM15 238V237H14ZM83 238V237H82ZM142 238H143V236H142ZM165 238V237H164ZM171 238V237H170ZM250 238V237H249ZM18 239H17V241H18ZM79 239H81V238H79ZM79 239H77V242L76 243H78V241H80ZM84 239V238H83ZM160 239V238H159ZM246 239V238H245ZM248 239V238H247ZM27 240V241H26ZM29 240H32V243H30V244H28L27 242H29ZM63 240V239H62ZM143 240V239H142ZM162 240V239H161ZM251 240V239H250ZM14 241H16V240H14ZM13 240H12V242H14ZM81 241H83L82 239H81ZM88 241V240H87ZM25 242V243H24ZM37 242V243H36ZM84 242H86L85 240H84ZM161 242V241H160ZM170 242V241H169ZM244 242H246V241H244ZM17 243V242H16ZM65 243V242H64ZM75 243V242H74ZM74 243H72V244H74ZM107 243V244H106ZM171 243V242H170ZM255 243H256V241H255ZM257 243H258V241H257ZM248 244H249V242H248ZM78 245H79V243H78ZM78 245H75V247L76 248H78L79 249V247L81 246H78ZM91 245V246H90ZM158 245V244H157ZM156 245V248L157 247H160V246H157ZM161 245V244H160ZM250 245V244H249ZM18 246H19V244H18ZM56 246H57V248H56ZM58 246H59V248H58ZM82 246L84 247L85 246V243H84V245L82 244ZM143 245L141 244V246L139 245V243H137V240L136 239H132L131 240V246H130V249H131V251L133 252V255L134 254H136V253H138L139 254V252H140V250H141V247H142ZM170 246V245H169ZM12 247V246H11ZM15 247V246H14ZM17 247V246H16ZM66 247V246H65ZM83 247L81 248V249H83ZM155 247V246H154ZM165 247H168V246H165ZM17 248H19V247H17ZM68 248V249H69ZM76 248H73V250H76ZM85 248V247H84ZM87 248L86 249H83L82 251V258L83 259H85L87 256H85V258H84V253L85 252H87L86 250H87ZM107 248V249H106ZM255 248H256V246H255ZM21 249V248H20ZM23 249V248H22ZM63 249V248H62ZM66 249V248H65ZM241 249H242V247H241ZM248 249V248H247ZM71 250V249H70ZM73 250L71 251V253L69 254V253H67V254H69L68 256L72 259V261H71V259H68V260H70L68 263H70V264H78L79 263V261H81V264L82 263H84V260H81L80 258H79V256L80 255H78V253L79 252H77V251H80V249L79 250H77L76 251V254H77V256H76V254H75V252L73 253ZM156 250V249H155ZM159 250V249H158ZM173 250V249H172ZM22 251V250H21ZM157 251V250H156ZM160 251H163L161 248H160ZM159 251V252H160ZM168 251V250H167ZM16 252V251H15ZM81 252V251H80ZM88 252H89V250H88ZM155 251L153 250V253H154ZM169 252V251H168ZM167 252V253H168ZM172 252V251H171ZM174 252V251H173ZM60 253H61V251H60ZM66 253H65V255H66ZM153 253H152V256H151V258H149L148 259V262H146L147 264H160V263H163V262H165V261H168V264H172L173 262H172V260L171 259H169L168 260V258H166V259H163V262H161V260L159 259L160 258V256H162L160 253V256H158L159 254H158V251L156 252L157 253V255H156V253H155V255H153ZM164 253V252H163ZM166 253V252H165ZM15 254V255H16ZM20 254H21V252H20ZM57 254V255H56ZM73 254H75V257H74V255ZM172 254H174V253H172ZM71 255V256H70ZM95 255L97 256V257H95ZM166 255V254H165ZM171 255V254H170ZM67 256V255H66ZM90 256H89V260L91 259L90 258ZM93 256H94V258H93ZM136 256V255H135ZM140 256V255H139ZM158 256V257H157ZM13 257V256H12ZM69 257H67V258H69ZM209 257H210V253H205V255H203L202 257H200L199 258V261H198V264H204V261L205 260H208L209 259ZM66 258V257H65ZM75 258V259H74ZM77 258H79V260L77 259ZM139 258V257H138ZM87 259V258H86ZM174 259V258H173ZM242 259V260H241ZM22 260V261H21ZM97 260H95V261H97ZM165 260V261H164ZM12 261H14V260H12ZM26 261V262H25ZM67 261V260H66ZM78 261V263H76ZM83 261V262H82ZM87 261V260H86ZM140 261V260H139ZM169 261L170 262H172V263H169ZM173 261H176V259L175 260H173ZM178 261V260H177ZM1 262H2V260H1ZM21 262H23V263H21ZM92 262V261H91ZM180 262H181V260H180ZM239 262H238V264H239ZM240 262V263H241ZM247 262V261H246ZM245 262V263H246ZM10 263V262H9ZM67 263V264H68ZM87 263V262H86ZM97 263V262H96ZM107 263H109V259H108V261L106 262V264ZM178 263V262H177ZM176 263V264H177ZM183 263V262H182ZM207 263V262H206ZM6 264V263H5ZM11 264V263H10ZM62 264V263H61ZM80 264V263H79ZM87 264H89V263H87ZM91 264V263H90ZM93 264H95V263H93ZM139 264H145L144 263V261L142 260V261H140L139 262ZM163 264H166V263H163ZM174 264H175V262H174Z\"/></svg>",
    "mask_w": 264,
    "mask_h": 264
},
{
    "label": "built area",
    "instance_id": "4",
    "mask_svg": "<svg viewBox=\"0 0 264 264\" xmlns=\"http://www.w3.org/2000/svg\"><path fill=\"white\" fill-rule=\"evenodd\" d=\"M162 136H164V134H162Z\"/></svg>",
    "mask_w": 264,
    "mask_h": 264
}]
</instances>
